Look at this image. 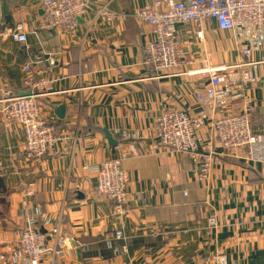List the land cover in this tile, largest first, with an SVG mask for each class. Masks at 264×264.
<instances>
[{
  "label": "crops",
  "instance_id": "obj_1",
  "mask_svg": "<svg viewBox=\"0 0 264 264\" xmlns=\"http://www.w3.org/2000/svg\"><path fill=\"white\" fill-rule=\"evenodd\" d=\"M91 1L132 13L154 0ZM43 12L41 0H0V28L22 22L27 35L26 44L0 37V89L9 85L20 94L28 62L36 77L55 78L53 91L41 98L42 117L73 138L41 159H27L24 129L16 122L5 128L0 118V177L8 188L0 193L8 203L0 218V264H29L18 246L29 221L46 234L42 264H214L219 251L229 264H264V162L228 154L206 184L191 158L159 145L153 131L167 108L204 109L197 91L209 74L202 70L249 61L245 67L257 82L217 114L250 108L254 131L264 133V43L246 58L239 52L244 33L220 31L209 19L200 39L197 27L179 24L193 64L156 73L144 63L152 34L143 20L108 21L93 6L67 31L43 27ZM201 136L220 150L210 123ZM118 156L130 175L123 211L98 193L96 173L88 168ZM27 187L33 193L25 196ZM211 214L216 229L208 225ZM119 229L123 238L116 237ZM65 235L68 245L59 240Z\"/></svg>",
  "mask_w": 264,
  "mask_h": 264
},
{
  "label": "built area",
  "instance_id": "obj_2",
  "mask_svg": "<svg viewBox=\"0 0 264 264\" xmlns=\"http://www.w3.org/2000/svg\"><path fill=\"white\" fill-rule=\"evenodd\" d=\"M93 6L104 12L111 21L118 17L133 16L150 26L152 39L145 44L144 63L156 73L193 64L178 37V25L191 23L198 28L197 36L204 37V23L212 19L220 31L244 33L247 42L240 47L241 56L249 58L253 51L264 43V0H154L139 7L132 13H118L105 6L95 5L91 0H41L43 9L42 25L45 28H60L74 31L80 17ZM27 43V35L22 22L6 24L0 28V37ZM251 62L227 63L202 70L209 74L206 87L197 91V99L204 105L198 113L187 108H167L155 118L154 135L161 146L172 151L187 154L198 167V179L208 184L213 166L222 163L224 156L232 154L237 158L264 162V133L253 129V113L245 108L237 113L218 115L232 99L243 96L248 84L257 82V77L245 67ZM23 90L15 94L9 85L0 89V118L5 128L16 122L25 132L24 152L27 159H41L54 145L72 139L65 131L57 132L54 122L42 117L41 98L51 93L55 78L49 75L36 77L31 62L23 65ZM191 74L195 71H186ZM198 72V71H197ZM210 128L220 150L210 143L205 144L201 136L203 128ZM123 157H112L89 166L97 176V191L123 211L129 195L130 175L122 167ZM170 175H168L169 177ZM170 178V177H169ZM25 196L33 193L26 188ZM208 225L219 227L215 214L208 217ZM117 238L124 237V231H116ZM68 245L69 235L59 238ZM46 234L28 222L22 229L18 246L29 264H42L43 246ZM58 251H55L57 253ZM1 260L9 261L5 255ZM214 264H229L226 253L217 252Z\"/></svg>",
  "mask_w": 264,
  "mask_h": 264
},
{
  "label": "trees",
  "instance_id": "obj_3",
  "mask_svg": "<svg viewBox=\"0 0 264 264\" xmlns=\"http://www.w3.org/2000/svg\"><path fill=\"white\" fill-rule=\"evenodd\" d=\"M7 186L5 184V181L2 177H0V193H6L7 192ZM1 195V194H0ZM0 205H2L3 209L0 211V218L3 214H5L7 210L8 203L6 202L5 197L0 196Z\"/></svg>",
  "mask_w": 264,
  "mask_h": 264
},
{
  "label": "water",
  "instance_id": "obj_4",
  "mask_svg": "<svg viewBox=\"0 0 264 264\" xmlns=\"http://www.w3.org/2000/svg\"><path fill=\"white\" fill-rule=\"evenodd\" d=\"M34 57H37L39 59L42 58V55H36V54H33ZM64 109H65V106L64 105H61L60 107H58V110H57V114L60 116V117H63L64 115ZM43 231V230H42ZM45 233V231H43Z\"/></svg>",
  "mask_w": 264,
  "mask_h": 264
}]
</instances>
